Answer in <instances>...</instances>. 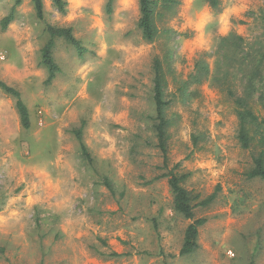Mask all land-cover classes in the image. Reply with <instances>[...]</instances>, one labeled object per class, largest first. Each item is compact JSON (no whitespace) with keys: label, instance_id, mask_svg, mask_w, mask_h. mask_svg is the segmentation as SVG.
Masks as SVG:
<instances>
[{"label":"rangeland","instance_id":"obj_1","mask_svg":"<svg viewBox=\"0 0 264 264\" xmlns=\"http://www.w3.org/2000/svg\"><path fill=\"white\" fill-rule=\"evenodd\" d=\"M43 1L44 21L22 0L4 30L15 0H0V80L32 123L22 127L0 89V264H264V181L247 178L264 127H249L248 150L238 139L241 107L264 119V0H220L218 10L158 0L153 43L138 28L139 0H115L111 15L109 0H66V14ZM47 25L73 28L88 49L81 59L59 39L51 85ZM156 60L170 102L168 170L154 128ZM81 127L93 166L73 134ZM169 170L189 175L196 203L218 190L195 209L207 223L183 257L191 222L174 210Z\"/></svg>","mask_w":264,"mask_h":264},{"label":"trees","instance_id":"obj_2","mask_svg":"<svg viewBox=\"0 0 264 264\" xmlns=\"http://www.w3.org/2000/svg\"><path fill=\"white\" fill-rule=\"evenodd\" d=\"M212 9L218 10L220 7V0H205ZM54 7L62 14L67 13L68 3L66 0H52ZM115 0H109L107 5V13L111 15L113 11V3ZM22 4V0H15V6L12 9L11 13L4 18L2 21V27L5 30L7 26L14 20L16 8ZM35 7V12L38 20H45V7L43 0H33ZM140 4V13L141 17L138 22V28L141 31L144 41L147 43H153L159 37V29L156 23L157 10L160 2L158 0H139ZM174 4L173 0H162V5L166 9H171V5ZM46 32L49 35L48 42L43 47L41 51V64L48 71V78L46 80L47 85H51L56 79L57 74L60 72V68L54 59V49L56 47L57 39H63L70 45H72L78 52V55L81 59L88 54V49H86L83 44L74 36L73 28H60L52 25L46 26ZM154 88H153V101L156 109V124L155 132L157 138V146L161 151L164 159V169H169V158H168V135L167 128L169 126V120L166 118L165 109L170 105L169 101L165 100L164 90L166 86V81L163 73V67L160 60H156L154 64ZM0 89L9 96H12L16 100V108L20 117L22 127L25 130L31 128V118L30 112L27 105L22 99L21 93L0 80ZM241 106V103L238 102ZM240 117V129L238 134L239 142L243 149L248 150L254 140L253 136L250 133V126H259L264 127V119L256 116L251 110L247 108H242L239 110ZM73 134L75 135L77 141L80 144V149L83 158L88 162L89 165L93 166V158L89 152V149L83 141V127L80 129L74 130ZM262 147L259 155L254 159V166L252 170L247 174L248 179H261L264 181V135L260 140ZM180 165H176L174 169H178ZM169 178V184L174 195V210L186 220H189L191 223L188 225L185 235L183 246L180 251V256H188L194 253L198 248V238L200 228L203 227L207 221L206 219H195V209L197 207H207L210 205L217 197L218 190L210 195L206 200L196 203L199 199L193 197L191 192H189L183 185L185 180L188 179V174L178 175L174 170H169V173L166 176ZM105 186L114 194L111 182L109 179L105 178ZM219 189V188H218Z\"/></svg>","mask_w":264,"mask_h":264},{"label":"crops","instance_id":"obj_3","mask_svg":"<svg viewBox=\"0 0 264 264\" xmlns=\"http://www.w3.org/2000/svg\"><path fill=\"white\" fill-rule=\"evenodd\" d=\"M58 40H59V39H57V41H58ZM57 41H56V47H57V43H58ZM56 47H55V48H56ZM46 70H47V69H46ZM28 109H29V108H28ZM1 222H2V219H0V225H3V223H1Z\"/></svg>","mask_w":264,"mask_h":264}]
</instances>
